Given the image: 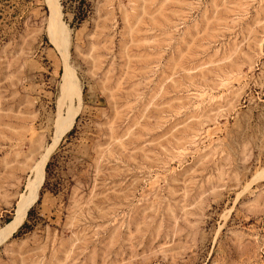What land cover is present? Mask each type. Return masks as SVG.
<instances>
[{
  "label": "rangeland",
  "instance_id": "rangeland-1",
  "mask_svg": "<svg viewBox=\"0 0 264 264\" xmlns=\"http://www.w3.org/2000/svg\"><path fill=\"white\" fill-rule=\"evenodd\" d=\"M63 1L0 0V226L79 90L0 264H264V0Z\"/></svg>",
  "mask_w": 264,
  "mask_h": 264
},
{
  "label": "bare ground",
  "instance_id": "bare-ground-1",
  "mask_svg": "<svg viewBox=\"0 0 264 264\" xmlns=\"http://www.w3.org/2000/svg\"><path fill=\"white\" fill-rule=\"evenodd\" d=\"M46 1L50 6V20L47 25V33L52 41L58 45L59 49L64 52L67 43L65 34L66 29L59 18V7L57 0ZM78 105L79 90L75 85V81L69 66L65 65L60 83V91L55 99V111L51 123L49 141L41 145V149L36 154V157L31 163L29 162L30 165L27 167L28 174H31L32 171H36L38 169L39 165V176L36 179H31V175L27 174L23 189L18 193L14 202L11 218L0 226V244L7 241L15 232V230L24 220L28 209L34 203L44 178V167L46 162L53 148L57 145L61 137L70 129L75 119ZM35 147L37 146L33 144L31 146V151L35 150Z\"/></svg>",
  "mask_w": 264,
  "mask_h": 264
},
{
  "label": "trees",
  "instance_id": "trees-1",
  "mask_svg": "<svg viewBox=\"0 0 264 264\" xmlns=\"http://www.w3.org/2000/svg\"><path fill=\"white\" fill-rule=\"evenodd\" d=\"M60 5H61V12L62 14L66 13L65 9V1L60 0ZM87 15V8L84 7H79L78 11L72 13V19L75 20L76 22H81ZM30 213V210L27 211V215ZM25 226V223H23L19 229Z\"/></svg>",
  "mask_w": 264,
  "mask_h": 264
},
{
  "label": "water",
  "instance_id": "water-1",
  "mask_svg": "<svg viewBox=\"0 0 264 264\" xmlns=\"http://www.w3.org/2000/svg\"><path fill=\"white\" fill-rule=\"evenodd\" d=\"M39 171H40V166L38 165V169L36 171H32V173L31 174L29 173L28 175H31V179H36L39 176ZM33 187H34V185H33ZM33 187H32V189H33Z\"/></svg>",
  "mask_w": 264,
  "mask_h": 264
}]
</instances>
